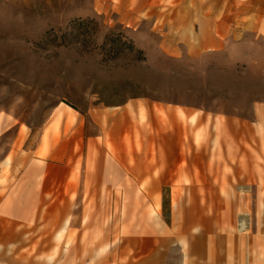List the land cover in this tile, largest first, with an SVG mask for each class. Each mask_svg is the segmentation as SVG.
I'll list each match as a JSON object with an SVG mask.
<instances>
[{
    "label": "rangeland",
    "instance_id": "1",
    "mask_svg": "<svg viewBox=\"0 0 264 264\" xmlns=\"http://www.w3.org/2000/svg\"><path fill=\"white\" fill-rule=\"evenodd\" d=\"M76 17L94 19L84 37L36 44ZM263 21L264 0H0V264H134L157 238L181 264L197 185L210 213L220 185L238 233L264 224ZM107 34L134 49L109 54ZM64 129L82 134L71 152ZM251 163L253 189L235 173Z\"/></svg>",
    "mask_w": 264,
    "mask_h": 264
},
{
    "label": "crops",
    "instance_id": "2",
    "mask_svg": "<svg viewBox=\"0 0 264 264\" xmlns=\"http://www.w3.org/2000/svg\"><path fill=\"white\" fill-rule=\"evenodd\" d=\"M262 30L264 33V21ZM187 114L191 116L193 112L187 111ZM112 121L113 125L106 130L119 143L124 136L125 129L124 126L118 129L117 124H123L125 117L119 115L114 117ZM174 129L176 138L181 137L182 130L178 131L176 127ZM67 135L64 129L61 147L65 145L66 150L71 152L72 147L75 146L76 138L78 139L82 134L79 129H76ZM91 140L95 141L94 137H88L85 140L87 148ZM95 144L98 146V142H95ZM33 164L35 165L36 163ZM261 167H264V165ZM248 168L249 170L245 172L244 176H240V167L236 166V182L245 185L249 183L251 185L250 188L253 189V184H259L258 177L254 175L255 171H252L257 167L251 163ZM230 179L231 176L229 181ZM230 183L232 182L230 181ZM262 184H264V177H262ZM204 188L207 190V197L212 198L213 209L210 213L201 204L202 195L198 185L190 190L191 197L196 200V209H187V223L186 225H181V255L179 258L181 264H264V224L257 223V220L255 221L252 218L253 213H251L252 217L247 218V227L245 229L252 228L251 233H238L233 230L235 217L239 215L236 209L232 205L223 210L219 207V201L222 199L220 185L214 184L212 187L204 186ZM263 189L264 186L260 185L256 193L262 194ZM247 194L248 192L245 191V200L248 199ZM27 198L26 196L21 197L20 209L14 212L16 215H29L33 212V206L29 207V204H23ZM235 198L238 199L237 196ZM158 201H160L159 198ZM244 215H248L247 212ZM161 240L157 238L153 242L151 240L148 241L150 245H144L143 247L144 251H147V256L134 264H169L170 256L167 255L168 259L165 260L166 262L163 261L164 253H161L162 246L160 247L159 245V242H163Z\"/></svg>",
    "mask_w": 264,
    "mask_h": 264
},
{
    "label": "trees",
    "instance_id": "3",
    "mask_svg": "<svg viewBox=\"0 0 264 264\" xmlns=\"http://www.w3.org/2000/svg\"><path fill=\"white\" fill-rule=\"evenodd\" d=\"M93 21L94 19L89 17L73 18L69 23V29L58 33L53 28H51L43 33V38L36 42V44L44 48L49 46H66L70 44L73 39H80L81 36L84 37L87 34L88 25ZM104 39L103 47H106L108 44H110L109 48L107 49L109 54L113 51L119 53V51L123 48L134 49V44L132 41L123 39L121 35L107 34ZM120 46H122L121 49ZM139 52L142 53V50H139Z\"/></svg>",
    "mask_w": 264,
    "mask_h": 264
},
{
    "label": "bare ground",
    "instance_id": "4",
    "mask_svg": "<svg viewBox=\"0 0 264 264\" xmlns=\"http://www.w3.org/2000/svg\"><path fill=\"white\" fill-rule=\"evenodd\" d=\"M65 112H66V113L68 112L69 116H71V115L73 114V109H72L70 106H67V108H65L64 111L60 110V111L58 112V114H57V118L60 119V118H62L63 116H65V114H66ZM67 224H68V220H66L63 229H65V227L67 226ZM246 227H247V221H246L244 218H242V219L240 220V230H245Z\"/></svg>",
    "mask_w": 264,
    "mask_h": 264
}]
</instances>
